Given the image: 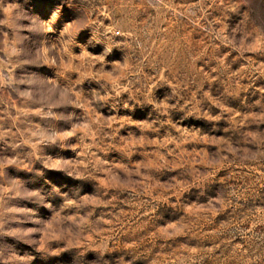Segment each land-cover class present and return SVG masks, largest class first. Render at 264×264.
Masks as SVG:
<instances>
[{"label":"rangeland","instance_id":"obj_1","mask_svg":"<svg viewBox=\"0 0 264 264\" xmlns=\"http://www.w3.org/2000/svg\"><path fill=\"white\" fill-rule=\"evenodd\" d=\"M0 264H264V0H0Z\"/></svg>","mask_w":264,"mask_h":264}]
</instances>
